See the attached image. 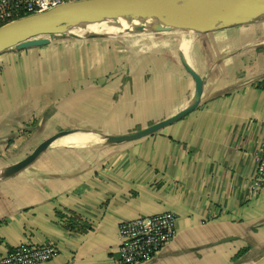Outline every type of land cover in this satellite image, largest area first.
<instances>
[{
	"label": "crops",
	"instance_id": "0c3cea01",
	"mask_svg": "<svg viewBox=\"0 0 264 264\" xmlns=\"http://www.w3.org/2000/svg\"><path fill=\"white\" fill-rule=\"evenodd\" d=\"M74 134L86 140L57 141ZM46 139L31 164L11 169ZM263 140L264 18L6 50L0 256L29 240L57 249L39 264H112L118 222L171 211L175 236L147 264L261 263L264 191L252 182Z\"/></svg>",
	"mask_w": 264,
	"mask_h": 264
},
{
	"label": "water",
	"instance_id": "95a60500",
	"mask_svg": "<svg viewBox=\"0 0 264 264\" xmlns=\"http://www.w3.org/2000/svg\"><path fill=\"white\" fill-rule=\"evenodd\" d=\"M204 15L209 17L208 25L200 31H191L186 26L165 30L141 29L136 32L187 31L201 34L218 28L245 24L264 18V0H73L55 6L44 12L20 17L0 26V53L11 48L44 46L53 37L79 35H108L94 32H78L79 25L90 21L118 24L123 20L144 21L153 17L165 20L171 16L192 18ZM123 33V34H128ZM196 80L199 94L201 81ZM197 100L181 113L144 129L139 135H148L179 119L192 108ZM48 140L38 144L28 155L12 166L13 171L21 170L31 164L47 145ZM155 258V257H154ZM153 258V259H154ZM152 259V260H153ZM152 260L143 264L150 263ZM258 264H264V261Z\"/></svg>",
	"mask_w": 264,
	"mask_h": 264
},
{
	"label": "built area",
	"instance_id": "2783aa9c",
	"mask_svg": "<svg viewBox=\"0 0 264 264\" xmlns=\"http://www.w3.org/2000/svg\"><path fill=\"white\" fill-rule=\"evenodd\" d=\"M73 0H0V26L30 14L49 10ZM252 188L264 191V140L256 156ZM176 232V216L171 211L136 216L117 224L118 245L112 264H143L152 260ZM57 249L51 244L29 240L9 248L0 264H39L51 260Z\"/></svg>",
	"mask_w": 264,
	"mask_h": 264
},
{
	"label": "bare ground",
	"instance_id": "6f19581e",
	"mask_svg": "<svg viewBox=\"0 0 264 264\" xmlns=\"http://www.w3.org/2000/svg\"><path fill=\"white\" fill-rule=\"evenodd\" d=\"M209 20H210L209 17H206L204 15H199L192 18H179L177 16H171L165 20L154 19L153 17H150V19L144 21H136L130 19V20L120 21V23L118 24H112L111 22H99L95 20V21H90L87 24L79 25L78 32L123 34L128 32H136L141 29L165 30V29L175 28L178 26H186L191 31H200L203 30L208 25ZM59 138L57 140L59 144L80 143L86 140L84 136L78 134L63 136L60 139Z\"/></svg>",
	"mask_w": 264,
	"mask_h": 264
},
{
	"label": "trees",
	"instance_id": "16d2710c",
	"mask_svg": "<svg viewBox=\"0 0 264 264\" xmlns=\"http://www.w3.org/2000/svg\"><path fill=\"white\" fill-rule=\"evenodd\" d=\"M245 251H246V250H244V249H240V250L235 254V257H239V256H241L242 254H244Z\"/></svg>",
	"mask_w": 264,
	"mask_h": 264
},
{
	"label": "rangeland",
	"instance_id": "374dc122",
	"mask_svg": "<svg viewBox=\"0 0 264 264\" xmlns=\"http://www.w3.org/2000/svg\"><path fill=\"white\" fill-rule=\"evenodd\" d=\"M30 149H32V148H30ZM30 149H29V150H30Z\"/></svg>",
	"mask_w": 264,
	"mask_h": 264
}]
</instances>
